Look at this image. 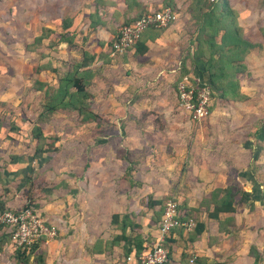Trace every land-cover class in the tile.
Wrapping results in <instances>:
<instances>
[{
  "label": "crops",
  "instance_id": "1",
  "mask_svg": "<svg viewBox=\"0 0 264 264\" xmlns=\"http://www.w3.org/2000/svg\"><path fill=\"white\" fill-rule=\"evenodd\" d=\"M178 1L173 0L177 7ZM55 4V1L41 3L36 9H54L57 8ZM85 4L82 12L68 14L66 11L40 25L57 31L64 17L70 18L69 28L78 25L81 18L86 20V24L79 23V27L86 26L87 29L78 30L76 42L80 38L76 48L94 56L91 69H96V73L87 90L92 94L93 110L99 116V123L80 124L75 114L78 127H72L71 133L77 141L70 142L77 144L78 151L71 149L64 153L76 155L78 152V158L67 157L68 160L59 163L47 158V161L42 160L44 155H50V151L36 154H43L37 159L30 139L29 154L15 155L17 151L8 154L6 143L16 142L17 145L19 141L17 138H0V144L3 143L0 147V207L15 205L16 194L22 195L23 190L22 186H19L22 191L14 189L11 182L15 178L22 183L21 178H26L29 168L32 170L29 180L36 191L30 201L41 218L61 229L58 234H62V238L58 242L59 245L62 242L64 264L74 263H71L70 255L76 249L75 264H136L133 253L124 254L128 242L114 241L119 230L110 220L112 214L125 215L138 224L143 244L152 243L158 235L157 221L161 210L159 204L149 206L148 199L163 200L162 204L172 199L182 210L192 211L195 220L203 224L202 232L192 240L189 238L191 230L174 229L166 236L165 244L174 264H190V257H194L191 264H251L250 246L259 255L258 264H264V183L256 178L260 163L264 165L257 160L262 151H256V148L254 151L253 145L247 147L249 142L246 140L236 141L239 133H249L248 136L251 134L254 138L262 133L260 128L253 127L254 120L249 115L250 111L256 110L245 79L239 78V81L240 92L246 98L227 101L231 108L240 103L245 109L248 118L243 120L240 116L241 128L230 130L231 124L226 120L222 130L215 134L221 117L216 108L209 110L198 128H183L182 118L172 114L177 103L169 81L173 78L176 81L181 64L188 69L193 65L186 48L192 36L188 38L186 13L182 18L176 16L158 34L151 29L143 31L139 40L146 46L144 53L138 54L132 48L110 56L106 52L108 41L116 31L115 25L139 16L145 9L164 6L163 0H86ZM228 4L237 12V23L243 36L260 45L245 56L246 71L239 77L248 72L253 76L255 72L260 75L259 80L264 81V39L259 31L264 26V0H228ZM90 19L98 24L89 26ZM41 26L31 40L40 33ZM189 46L192 50L193 44ZM40 52H48V55L42 58ZM30 53L34 56L30 71L34 65L47 60L62 70L69 60L80 58L79 53L70 50L65 42H59L55 52L41 46ZM198 73L192 68L185 74L192 83L198 84ZM31 76L33 80L54 82V75L48 69L31 73ZM29 83L25 80L22 89ZM30 93L36 95L38 103L41 93ZM182 114L188 117L186 113ZM69 115L74 114L55 116L62 118L65 127ZM210 129L216 130L212 131L214 141L211 144ZM188 152L185 166L184 153ZM46 165L49 170L40 173ZM183 169L188 172L183 174ZM44 174L52 180L45 193L42 189L46 185L40 180ZM226 186L244 190L249 195L241 198L240 194H235L232 212H219L216 219L208 217L207 213L212 210L208 203L211 191ZM126 232L133 234L135 231L127 229ZM53 240L55 242V238ZM126 256L131 259L125 261Z\"/></svg>",
  "mask_w": 264,
  "mask_h": 264
},
{
  "label": "trees",
  "instance_id": "2",
  "mask_svg": "<svg viewBox=\"0 0 264 264\" xmlns=\"http://www.w3.org/2000/svg\"><path fill=\"white\" fill-rule=\"evenodd\" d=\"M163 3L171 7L175 12L177 11L173 0H163ZM184 3L187 22L188 24L192 23L194 25L193 32H191L194 33V36H191L189 40V45L193 44V48L189 53L190 59L193 62L198 60L202 63L200 72L206 74L208 86L217 93L219 99L230 102L245 99L246 96L240 92L239 75L246 71V66L244 64L245 56L250 51L260 47V45L247 40L243 36L242 28L237 23V12L229 6L228 0H184ZM146 11L147 9L143 12ZM135 17L137 16L126 20L129 21ZM126 20L125 22H127ZM95 24H98V22H94L90 19L89 26L93 27ZM69 25L70 18L64 17L57 31L41 26L40 33L34 36L24 47L25 51L29 53L41 46L55 52L56 45L59 42H65L70 50L74 49L75 53H79L80 55L78 60H69L67 63L68 65L62 70L49 64L48 60L32 67L31 73H38L41 69H48L54 75L53 83L36 78L23 87V89L26 88L27 91H39L41 93L37 103L38 109L34 113L35 116L28 120L30 124L28 132L33 145V155L51 151L54 147L53 144L58 140V136L56 135L49 137V140H47L42 126L53 120V118L56 117L55 115L60 113H74L78 116L80 124L91 122L95 124L99 123V116L93 110L92 94L87 90L91 78L94 73H96V69L94 71L91 69L94 56L85 50L76 48L79 43L74 41L78 31L75 28H69ZM147 29H151L154 34H158L162 28L149 27L145 30ZM259 31L262 33L264 39V26L260 27ZM142 32L132 47L129 48H134V51L138 54H142L146 51V46L139 40ZM112 38L108 41L106 55L110 52ZM44 40L45 43H43ZM46 55H48V52H40L42 58L46 57ZM181 65V72H179L180 74H178L176 80L185 73L182 70L183 64ZM212 97L213 92L211 93V100ZM209 110H211L210 107ZM2 122H4V118L3 115L0 114V127ZM9 131H17V126H9ZM7 136L8 134H5L1 138H7ZM12 139H14L13 136H11V140ZM126 171L128 172L129 168ZM235 194H240L241 198H245L249 195L248 192L239 190L233 186L214 188L210 193L208 201V203L212 205V210L207 213L208 217L216 219L219 212H232L234 210L232 202ZM30 200V197H27V201L30 202ZM162 201L163 200L151 201L148 199V204H150L149 206L159 204V210H162ZM176 205L184 216H190L195 221L194 227L189 234V238L192 240L196 235L202 232L203 224L195 220L192 211H186V209L185 211L182 210L177 202ZM25 207L31 206L26 203L22 208ZM110 221L112 224H115L119 230L118 234L113 238L114 241L118 242L119 240H124L128 242L127 247L123 250L124 254L128 255L131 252L133 256H136L144 248V240L140 237L137 230L138 224L129 220L125 215L119 214H112ZM1 229L2 226L0 225V244H3L9 240V235L8 233H4ZM127 229L128 231L135 232L133 234L128 233L126 232ZM165 239L166 236L163 239L162 245L167 248ZM145 241H147V239ZM98 243L99 241L96 242V245ZM41 244L42 242H38L24 249L14 248L13 264H45L46 254ZM249 253L253 257L251 264H258L259 255L253 246H250ZM168 256L172 260L169 249ZM172 262L174 263L173 260ZM193 262L194 260L190 262V264Z\"/></svg>",
  "mask_w": 264,
  "mask_h": 264
},
{
  "label": "rangeland",
  "instance_id": "3",
  "mask_svg": "<svg viewBox=\"0 0 264 264\" xmlns=\"http://www.w3.org/2000/svg\"><path fill=\"white\" fill-rule=\"evenodd\" d=\"M53 1H55L56 3L55 6L57 8L55 7L54 9L43 8V10L36 9V5L38 4L51 3ZM85 3H86V0H0V114H2L4 118V122L1 123V127H0V138L3 135L8 134L7 140L11 139V136H14L13 138L14 139L17 138V141H19L17 145L14 144L16 142L11 143L12 145L10 143H6L8 144L7 145L8 154L9 152H12V151L18 152V153H14L15 155L29 154L30 149L28 145L30 143L29 142L30 136H29L28 129L30 128V124L28 120H30L32 116L34 118L35 116L34 113L38 109L36 95H32L30 92H27L26 88L22 89V85L25 80H28L30 83L33 80V77L31 76V71H30V63L34 56H32L31 53L29 54L28 51H25V48H24L25 44L31 41V37L36 32L38 27L41 26L40 24L44 23V20H48V19L50 20L51 18L56 17V16L59 17L61 14L65 13L66 11H68V14L69 13L73 14L75 12H78V13L82 12L83 8L86 6ZM178 5L179 7L175 5L178 10L176 11V16L178 18H182L185 13L184 8H183L185 6L184 0H179ZM151 9H155V8H150L148 10H151ZM77 15L75 16V18H77ZM79 20H80L79 23L83 22L84 24H86V20H83V18ZM79 23L73 28L77 29V31L87 29L86 26H84L83 28L79 27ZM120 23H122V21H119L115 25V28H117V26ZM193 26L194 25L192 23L191 24L189 23V27H187L188 32H189L188 38H190L191 35L194 36V33H191V31L194 29ZM76 41L77 40H75L74 42ZM78 42H79V37H78ZM186 48L189 50V51L187 50L188 57H189V53L191 50L190 46L188 45ZM190 60L191 59L189 57V62H192V60L191 61ZM199 66L200 68H202V63H200L198 60H196L195 64L193 62V65H191V67L197 73L198 72L200 73V74L198 73L200 75L199 76L200 82L198 81V84L200 83L207 84V76L203 72L201 74L200 69H198ZM183 67L184 68H182V70L185 73H187V70L192 69V68L188 69L187 67H185L184 63H183ZM178 70L179 69H177L174 72H177ZM253 74L254 75L252 76L248 72L246 76L241 75L239 78L245 79L247 90L251 93V96H252L251 100H252V103L256 111H253V112L250 111L249 113L251 114L249 115H251L250 118L254 120L253 127L260 128L262 130V133L260 137L258 138H254L255 136H252L251 134L248 136L249 133H244V135L242 133L241 134L239 133V137L236 139V141L241 142L242 140H246L249 142V146H247L248 144L246 145L247 147H251L253 145L254 151H255V148H256V151H262L260 154L261 156L258 157L257 160H260L264 164V161H262L264 160V81L259 80L260 75L259 76L256 75L255 72H253ZM173 79L169 81V84L172 82L171 90H172L173 96H175V89H174L175 82ZM189 80L190 82H192L190 77H189ZM211 90L213 92V97L211 100L210 108L211 109L216 108L218 115L221 116L220 120L218 121L217 131L216 130H212V131H216L215 134H217L218 131L222 130L223 123L225 124L226 120H228L231 124L230 130L235 131L239 129V127L241 128L240 125L242 123L239 121V119H241V117L243 118V120L248 118V115L247 116L245 115L247 113H244L245 109L241 108L242 104L240 105V103H237L235 105L236 107L231 108L228 106L229 102L219 99L217 97V93L214 92L213 89ZM172 114H174L177 118L181 117L182 118L181 127L186 128L188 130L198 128L200 125L199 123L204 121L203 119H205L203 118L199 122L191 121L188 117H186V115L182 114L177 104H175L174 108L172 109ZM75 116L76 115L74 114L71 117L70 115L67 117L65 121L66 123H64L65 127L62 126L61 117H54L53 120L48 123V125H42L43 131L47 136V140H49V137H52L53 135L58 136V140L53 144L54 147L49 152L50 155L48 156L44 155L45 159L43 158L42 159L43 161L44 160L47 161L46 160L47 158L49 161L53 160V162L59 163V162H63L64 160H68L67 157H71L70 158L71 160L78 158V155H77L78 152H76V155L75 153H72V154L64 153L65 150L68 151L71 149L72 151L74 150L78 151L77 144L73 145L72 142H70V141H77L76 136H73L71 133L72 127H78V123L76 125L77 119L75 120ZM223 116L225 117V120L223 119ZM11 125L15 127L17 126V131L10 132L9 126ZM212 131L210 129V144L212 143V141H214V136H213ZM246 136L248 137L246 138ZM232 140H235V139H232ZM2 145L3 143L0 144L1 148H2ZM184 155H185L184 165L186 166L190 153L189 152L184 153ZM41 156H43V154H39L37 159H39ZM64 156L66 157L64 158ZM253 160H252V163H253ZM260 164H261L260 165L261 168L256 171V175H257L256 178L261 180V182L264 183V165H262V163ZM33 166L35 167L34 162H33ZM33 166L31 165V168H33ZM48 168L49 167L47 165L44 166L43 170L40 173L44 171H48L49 170ZM27 169L28 171H26L25 173L27 180L26 178H21L22 183H20L19 179L16 180L15 178H13L11 182V186H13L14 189L16 188L18 191L23 190V192H21L22 195H19L20 192L17 193L16 198L14 200L15 205L11 207L9 206L8 208L0 207V211L4 209L18 210L22 208V206L26 203H28L31 206V209L34 208L33 203L31 201L30 202L27 201V197H30V199L32 200L33 194L36 193V191H34L35 188L32 187V184L29 180V176L32 173V170L29 168ZM182 171H183V174H186L188 172V169H183ZM45 174L43 175V178L40 177V180L42 181L44 180L43 184L46 185V186H43V189H42L43 193H45V190L50 188V185L52 184V180L50 178H45ZM19 186H22L21 188L22 190L20 189ZM56 227H57V235L55 237V242L54 240H49L48 243L42 242L41 244L42 248L45 249L46 264H64L65 256H63L61 253L62 242H60V245L58 242V240L59 239L61 240L62 238V234L60 235L58 234V232H60L61 229L58 228V226ZM1 230L4 233H7L5 231V228L2 227ZM13 250H14V247L11 244L10 240H7L6 243L0 244V264H13L14 263ZM70 258H71V263L74 262L72 264H75L78 258L77 249L74 250L73 254L70 255Z\"/></svg>",
  "mask_w": 264,
  "mask_h": 264
},
{
  "label": "built area",
  "instance_id": "4",
  "mask_svg": "<svg viewBox=\"0 0 264 264\" xmlns=\"http://www.w3.org/2000/svg\"><path fill=\"white\" fill-rule=\"evenodd\" d=\"M176 17L171 7L164 5L147 10L139 16L120 23L110 46V56L122 54L132 47L140 33L149 27L165 28ZM176 103L180 111L186 113L193 122H199L209 114L211 104V88L204 83L190 82L187 74H183L175 82ZM195 221L190 216H184L178 210L176 202L165 200L157 223L158 235L150 244L134 257L136 264H174L168 256V249L162 245L163 239L174 228L189 231ZM0 225L5 228L14 248L24 249L38 242L53 240L57 235L55 224L46 222L31 207L18 210L4 209L0 211ZM131 256H126L129 261ZM194 257L188 259L192 262Z\"/></svg>",
  "mask_w": 264,
  "mask_h": 264
}]
</instances>
